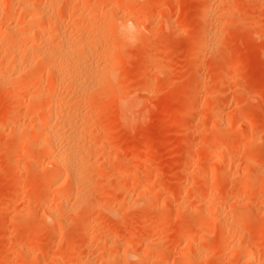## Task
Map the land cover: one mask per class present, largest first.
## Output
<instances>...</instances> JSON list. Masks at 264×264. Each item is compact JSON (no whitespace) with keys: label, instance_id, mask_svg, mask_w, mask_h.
Listing matches in <instances>:
<instances>
[{"label":"rangeland","instance_id":"374dc122","mask_svg":"<svg viewBox=\"0 0 264 264\" xmlns=\"http://www.w3.org/2000/svg\"><path fill=\"white\" fill-rule=\"evenodd\" d=\"M177 263L264 264V0H0V264Z\"/></svg>","mask_w":264,"mask_h":264},{"label":"bare ground","instance_id":"6f19581e","mask_svg":"<svg viewBox=\"0 0 264 264\" xmlns=\"http://www.w3.org/2000/svg\"><path fill=\"white\" fill-rule=\"evenodd\" d=\"M26 3V2H25ZM24 2H23V4L22 5H24L25 7H27L26 6V4H25ZM50 3V2H49ZM27 5H29V4H27ZM25 7H24V9H25ZM46 7V6H45ZM45 7L43 8H41V9H39L38 10V8L36 9L37 11H31L30 13H29V19L31 20V21H25V22H27L26 24L28 25V26H30V30L32 31V30H35V36H37L36 38L35 37H30V36H28L27 34H26V32L24 33L25 35H27L28 37L27 38H24V40L21 42L22 43V45L23 46H25L24 47V49L25 48H27V51L29 50H31V52H37V54L38 55H40V58L41 59H44V60H46V59H48V58H57L58 57V59L57 60H59L61 63H63V65H61V67L59 68V70L61 69L63 72H67V70H70V69H74V65L72 64V62H75L78 58H76V57H74L73 56V54L75 53V49L76 48H80L81 47V45H89L90 44V42H92V43H94L95 42V38H97L98 39V37H93L94 39H91V40H89L87 43H80L79 45L80 46H75L74 45V47H71V48H65L64 50L62 49V48H54V49H48V48H46V47H44V45L42 44V43H44V42H42L41 43V45H39L37 42H39V41H37V40H39V38H40V41H45V38L44 39H42L43 38V33L41 32V30L43 31V29H39V27H37L36 29H34L32 26H33V23H35V19L36 18H40L39 16H41L42 17V15H46L47 13H46V10H44L45 9ZM47 8H48V5H47ZM46 8V9H47ZM48 11L49 12H51L50 10H49V8H48ZM48 12V13H49ZM50 14V13H49ZM49 14H47L49 17L48 18H50L51 16L49 15ZM47 17V16H46ZM43 18H45L44 16H43ZM26 20V19H25ZM38 19H36V21H37ZM41 20V19H40ZM122 20H124V19H122ZM32 21H34V22H32ZM49 21H50V19H49ZM122 22H124V21H122ZM127 22H128V20H126L125 21V24H126V26H127V30L128 29H130L131 28V25L128 23V25H127ZM129 22L130 23H132V20L131 19H129ZM38 24V23H37ZM39 25V24H38ZM124 26V25H123ZM128 26H129V28H128ZM36 27V26H35ZM33 28V29H32ZM132 29H133V27L130 29L131 31H132ZM129 30V31H130ZM31 31H30V33H31ZM16 32V31H15ZM24 32V31H23ZM18 33V32H17ZM27 33H29V32H27ZM42 33V34H41ZM20 34V33H19ZM22 34H20V37H22L21 36ZM34 35V34H33ZM38 38V39H37ZM21 39V38H20ZM9 44V43H8ZM18 45H16V47H14L15 48V50L13 49V47H10V49L9 48H5L6 49V52L8 51V52H14V56H15V54L17 53L16 51H18V58H19V53H20V51H21V49L23 48V47H20L21 45L19 44V49H18V47H17ZM11 48H12V51H11ZM29 48V49H28ZM2 49H4V48H2ZM4 49V50H5ZM10 51H9V50ZM20 50V51H19ZM22 52H23V49H22ZM4 53H5V51H4ZM36 54V53H35ZM5 55V54H4ZM21 55V54H20ZM24 55V54H23ZM75 55V54H74ZM16 56H17V54H16ZM15 56V61H16V59H18L17 57ZM50 56H52V57H50ZM73 58H76V60L74 61V59ZM20 59H21V56H20ZM56 60V59H55ZM14 61V62H15ZM18 61H19V59H18ZM52 61V60H51ZM70 61H72L71 62V64L69 63ZM17 62V61H16ZM16 62L15 63H13V64H15V65H9L8 67H9V72L11 71L12 73L14 72V71H16L18 68H20L21 69V67H17V64H16ZM20 62V61H19ZM18 63V62H17ZM54 63V62H53ZM12 64V63H11ZM70 64V65H69ZM60 65V64H59ZM71 65H73V66H71ZM18 66H19V63H18ZM72 68H71V67ZM97 66L98 65H96L94 68H97ZM55 68V67H54ZM92 69V68H91ZM90 69V70H91ZM84 70L85 69H83V72H84ZM87 70V69H86ZM89 70V69H88ZM71 71V70H70ZM81 71V70H80ZM10 72V73H11ZM82 72V71H81ZM86 72V71H85ZM7 73H8V71H7ZM11 73V74H12ZM89 73V72H88ZM90 73H92V72H90ZM89 73V74H90ZM16 74V73H15ZM7 76H9V75H7ZM11 76V75H10ZM85 76H86V74H85ZM6 77V76H5ZM4 79V78H3ZM35 95V94H34ZM34 97V96H33ZM37 97V96H36ZM56 100V99H55ZM61 102L62 101V99H59L58 98V100H56V101H54V104H58V102ZM51 104V103H50ZM53 104V105H54ZM60 107V106H59ZM58 107H56L55 105L54 106H52L51 108H50V106H49V109L51 110V109H54L55 111H52V112H54L55 113V115H56V122L59 120V122L58 123H56L55 122V124H53V125H50L49 126V128H48V130L46 131L47 132V139H48V142L50 143V144H52L53 142H54V140H56V139H58V138H64L65 140H66V144H65V148H64V150H62V152H59V154H58V156L57 157H55V158H53V159H51V161L52 162H54V164H56V165H60L61 163L63 164V162L64 163H66V161H67V159L69 160V161H71L72 162V160L74 159L75 160V158H77V157H79L78 155H79V149L77 148L78 147V142L80 141V139L81 138H79L80 136L82 137V135H80V131H78L77 129L74 131V129H73V125H76L75 124V122L76 121H78L73 115H72V113H71V111H70V109L68 110H66V109H64V108H61L60 110H56ZM44 110V109H43ZM46 110V109H45ZM49 111V110H48ZM46 112V111H45ZM75 112V111H74ZM49 114L51 113V112H48ZM52 114V113H51ZM75 114V113H74ZM46 115V114H45ZM44 115V116H45ZM49 115L47 114V117H48ZM46 117V116H45ZM51 118V116L49 117V119ZM41 121H43V120H45V118L44 119H40ZM39 120V121H40ZM49 121V120H48ZM47 123V122H46ZM74 123V124H73ZM41 124H44V121L41 123ZM73 124V125H72ZM77 124H78V122H77ZM46 125V124H45ZM42 127V126H41ZM76 127H77V125H76ZM79 129V128H78ZM83 131V130H82ZM82 134V133H81ZM73 160V161H74ZM77 160V159H76ZM75 160V161H76ZM68 161V162H69ZM78 164V163H77ZM73 168V167H72ZM79 173H80V170L78 169V168H73V171H72V174H71V176H72V178L73 179H75L78 175H79ZM194 182V181H193ZM250 251H252V249L250 250ZM249 251V252H250ZM147 252V251H146ZM132 255V254H131ZM144 255H146V253H144ZM179 258V257H178ZM128 259V258H127ZM125 260V259H124ZM140 261V260H139ZM146 262V261H145ZM148 262V261H147ZM182 263H183V260H182ZM178 264V263H177Z\"/></svg>","mask_w":264,"mask_h":264}]
</instances>
